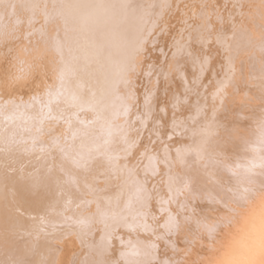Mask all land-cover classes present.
<instances>
[{"label":"bare ground","instance_id":"6f19581e","mask_svg":"<svg viewBox=\"0 0 264 264\" xmlns=\"http://www.w3.org/2000/svg\"><path fill=\"white\" fill-rule=\"evenodd\" d=\"M24 1L11 0V2L1 1L2 3H0V51L9 46L13 52L12 69L6 76L8 79L3 83L1 80L6 79L0 78V233L2 234L0 236V264H56L59 261L57 258L55 261L54 249L56 248L53 249L49 241L54 227V219L56 217L68 218L72 214L75 216L80 211H87V207L86 210H83L87 206L83 202V198L87 194L81 198V193L88 192L91 187H100L99 183V186L95 185L97 181L94 178L98 176L97 171L102 165L106 166L108 163L106 159L111 160L113 153L110 150L111 145L119 143L114 142L117 135L126 133L127 136L131 129L136 130L137 134L138 132L144 134L146 143H143L145 146L143 143L137 146V141L141 142V139H131L132 142L136 141L135 145L138 150L140 145L143 146V150L140 148L141 151H139L141 159L147 154L156 156L153 153L155 150L159 154L158 157L162 158L163 156L160 154L164 151L166 153V149L170 148V143H174L176 140L180 142L184 139L185 144L188 145L185 147L181 142L184 147L181 149L177 147L180 151L176 152L179 153L178 156H180L183 165L185 164L189 168L191 163L189 164L188 160L191 161L193 157V162L195 156H198L197 158H202L199 164L200 169H198L208 177L215 179L218 186L223 189L226 182H231L230 180L226 181V176L233 173L232 161L235 158H233L234 154L232 155V148L228 149L223 142L225 141L226 128L230 122L222 116L231 111L232 107L230 108L229 104L224 106V100L230 98L239 89L237 77L221 79L220 75L224 73L223 71L213 77V63L210 58L211 62L208 67L207 55L204 52L200 55L193 54L191 53L192 49L188 50V48L187 51H182L181 55L177 57L175 66L170 68L169 71L174 69L173 72L156 77L151 73L155 67V62L152 60L153 45L157 42L159 29L164 26V11L170 8V0L167 2L164 0H65L63 6L58 4L59 2L55 3V0H44L46 5L43 6L38 0H30L25 2L28 3L26 4L28 8H25ZM235 2H238L235 7L240 16L244 4L242 0H235ZM200 13L198 15L202 16ZM204 16L206 17L205 14ZM231 17L233 16L231 15ZM199 19L198 21L193 20L200 23L195 26V36L190 45L192 42H197L198 39L205 44L210 38L209 34H211L212 28L210 22L207 18L201 17V21L203 19L206 20L205 22H201ZM165 21L168 20L165 18ZM188 23L190 24V22ZM161 33L163 34L162 31ZM167 33L169 34V31ZM247 35L239 33L234 38V48L239 53L243 52L247 44L244 40L245 37H248ZM166 38L168 37L164 39ZM237 61L240 63L242 61L243 65V62H247V58L241 55L236 59L231 58L230 63L234 66L233 63ZM213 79H216L218 85L211 83ZM196 80L199 85H196ZM166 85L172 86L171 94L168 93ZM221 103L222 106L219 105ZM236 108L238 110L235 111L244 109L239 106ZM261 113L263 116L264 111ZM193 116L198 119L193 120ZM259 118L264 117L259 116ZM238 121L236 122L240 123ZM236 122L234 123L237 124ZM238 126L235 125V127ZM243 126L246 131L247 128L250 130L248 125ZM243 132L242 129L234 131L235 139H231L237 141L236 146L232 145L235 143L233 140V143H230L234 146L233 149L240 153V158L250 153L249 145L254 142L253 131H251L253 138L246 136L245 139L243 138L245 135H240ZM226 133L230 134L229 128ZM130 134L132 135L131 131ZM122 138L124 136H121L120 139ZM131 147L128 148L131 149ZM173 147L175 150L177 149L175 146ZM125 149L123 148L124 151ZM153 149L155 150L153 151ZM211 152H216L218 156L214 159L210 158ZM114 153L118 154L116 151ZM167 155L170 156H164L170 160L172 154ZM147 157H144V163L148 162ZM118 160L120 159L118 158ZM159 161L155 160L156 163ZM170 161L174 162V157L173 161ZM186 161L190 166L186 164ZM194 162L192 165L196 163ZM141 163L143 162H136V168L133 166V170L137 169L142 173ZM161 164L159 163L160 166L164 163ZM195 166L197 167V165ZM145 167L147 168V166ZM167 167H163L166 168L165 171L172 168V173L174 170L177 173L179 165L177 164L175 168L169 164ZM193 167L194 165L191 166V169L195 171ZM45 168H48L49 171ZM114 168L112 170L111 167L110 169L106 168V171L114 173L113 183L120 184L123 182V175H119L118 171L120 170ZM161 169L162 167L160 174ZM125 170L123 169V173ZM103 171L105 172V170ZM167 171L161 174L162 179L164 176L169 178ZM95 172L96 176L94 177ZM144 172L147 170L145 169ZM169 172L171 173V171ZM145 174L147 176V173ZM182 174L181 172L178 175L183 176L185 173ZM138 175L143 178L142 174L138 173ZM138 175L136 174L134 177ZM150 176H152L151 173ZM195 176L197 177L196 174ZM173 177H170L171 180ZM161 178L154 185L155 187L160 186ZM109 179L106 180L108 185ZM148 179L146 180L148 181ZM194 179L191 181L197 183L198 187L195 185L194 187H197L198 190L191 196L189 193V199L182 198L184 194L182 197L179 193L177 196L171 195L164 187L172 197L173 205L168 208H170L169 212L173 214H171V219L168 217L169 221L163 223L153 219L159 212L163 215V210L161 212L157 207L163 208L164 206L158 204L156 207V203H159L164 195L163 197L162 194L158 195L156 202L151 200L152 193L148 195L150 199L146 197L147 194L141 193L139 207L131 208L130 211L123 214L124 216L119 221L117 219V222L115 221L102 233H99V230L97 235H95L96 233L87 235L85 239L80 236L85 240V249L84 252L83 250L80 252L81 254L74 256V259L72 258L71 264H145L146 257H149L147 252L151 249L159 251L157 257L155 256L159 263H163L168 258L169 261L170 258L179 259L181 252L174 251L173 245L180 250L185 236L195 230V224L206 221L203 216L204 208L216 207L217 202H220L218 201V191L221 188L217 186V183H215L216 187L209 188L204 185V176L202 180L201 177L200 180L196 178L197 181ZM121 180L122 182H120ZM165 180H162V184ZM90 182H93L95 186L92 183L88 184ZM108 185V189H112ZM179 185L181 184L177 186ZM121 187H124L123 184L120 185ZM138 187L137 189L140 188ZM118 188L117 186L115 189L118 190ZM148 188L146 189L148 192L149 190L152 192L158 190L157 188L155 190ZM122 191L120 192L123 193L124 191ZM175 192L177 193V191ZM100 193L97 194L98 197H100ZM107 193L115 195L117 191L116 193L113 191ZM222 193L221 195H223ZM224 194L226 195V193ZM96 199L102 200L99 203L103 204L104 202L107 206V199L102 197ZM164 201L166 202V198ZM153 202L155 203L153 204ZM95 203L97 204V202ZM161 203L163 204V202ZM97 208L100 209L99 206ZM121 209L119 208V210ZM95 211H93V215L96 213ZM86 213H81L78 218ZM99 213H97L99 216L96 218L94 216L92 220L97 217L101 219L102 216ZM210 220L209 222H213ZM110 222L112 223V221ZM82 228L80 226V231L83 230ZM60 235L62 236L58 233V236ZM120 238H122V242ZM84 240L79 242L82 241L84 245ZM54 242L56 241L54 240ZM121 253L124 255L121 256ZM154 253L156 252L154 251Z\"/></svg>","mask_w":264,"mask_h":264},{"label":"rangeland","instance_id":"374dc122","mask_svg":"<svg viewBox=\"0 0 264 264\" xmlns=\"http://www.w3.org/2000/svg\"><path fill=\"white\" fill-rule=\"evenodd\" d=\"M1 1L2 2H6V3L8 1L11 2V0H5V1L4 0H0V3H2ZM14 1H20V0H14ZM26 1L28 2L30 0H25L24 1L25 8H28V6L26 5L28 3H25ZM38 1H40L41 6H43L45 4V1L44 0H38ZM164 1L167 2V0H164ZM203 1L204 0H170V2H171V4L169 5L170 8L169 9H165L166 11H164V23L167 22V24H164L163 23V25L165 27L164 26H161L162 28L159 29L160 32H159V34L157 36L158 37L157 42H156V44L153 45L154 46V49L152 51V53H153L152 54L153 55L152 60H153V62H155V67L152 69L151 73L154 75V77H156V76H160L162 74H166V73L169 74V73L173 72L174 69H172V71H169L170 68H172L173 65L175 66L177 57H179V55H181L182 51H184V50H186L188 48V50L189 49H192L191 50L192 51L191 53H193V54L200 55V54H202V52H204L207 55L206 62L208 61V64H207L208 67H209L211 61L213 63V66H212V69L214 70L213 71V73H214L213 74V77H216L221 71L224 72V73H222L220 75L221 79L229 78V77H237V80L239 81V86H238L239 89L232 96H230V98H227V99L224 100V106H226L227 104H229V107L230 108L232 107L231 108V111H228L226 114H224L222 116V118L228 119V122H230L228 124V127L226 128V131H225L226 136H225V139H224L225 141H223V142H225L224 145L227 146L228 149L229 148H232L231 149V151H233L232 155L234 154L233 155V158H235L232 161V165L234 166L233 173L235 174V176H233L234 175L233 173L227 175L226 176L227 177L226 178V181H229L230 180L231 182L230 183L229 182H226V185L224 186L225 188L222 189V187L218 186L219 184L217 183V181L215 179H213L211 177H208L206 174L203 173V171L199 170L200 169L199 168V164H200V161L202 160V158L199 159V158H197L198 156H195L196 159L194 158V161L196 163L193 161L195 163V164H193L194 165L193 168H195V171H193L191 169V166H193L192 165V163H193L192 162L193 157L191 158V161L188 160L189 161V164L191 163L190 164L191 166L188 165V161H186V164L188 166H190L189 168L187 166H185V164L183 165V162L180 159V156H178L179 153L177 154L176 152L178 151V148L177 147H179L181 149L182 147H184V146L186 147L188 145V144H185V140L184 139L182 141H180V142L179 141L177 142V140H176V142L178 144L176 142L170 143V148L171 149L168 148L169 150L166 149V153L164 151V153L160 154V156H163L162 158H159L158 157L159 154L156 152L157 150L153 149V151L155 150L153 153H155L156 156L154 154H149V155L147 154V155H145L144 157H147L148 156L147 157L148 160L145 159L148 162L144 163V157H143V159H141L140 158L141 155H140V152H139V151L143 150V146L140 145L139 150H138V147H137L139 144L145 142L143 132H138V134H137V132H135L136 130L131 129L130 131H131L132 135L130 134V131L127 134V136L129 138L126 136V133H121L120 135L118 134L120 136V138H121V136H124L125 139L124 138L120 139L119 136L117 135L116 140L118 139L119 141L118 140L117 141L115 140L114 142H117V143L119 142L118 143L119 146H118V144L117 145L114 144L113 146L111 145L110 150L113 152L112 153V156H111V160L106 159V161L108 160L107 161L108 163L106 164V166L102 165L100 167L99 171H97L98 172V176H96V172L93 175L94 177L95 176L97 177V179H96V177L94 178L97 181V184H96L95 183L96 181L94 180L95 181L94 182L95 185L97 186L98 183H99L100 187H96V188H94V187L92 188L91 187L92 189L91 188L90 189L92 191L89 189L88 192L86 191L87 193L86 192L81 193L82 194L81 195V198H83V195H85V194L90 195V197L92 195V197H93V198L91 197V200H90V197H87V195H85V197L83 198V200H84L83 202H85V204L87 205V206L84 207L83 210H86L87 208L89 210L87 209V211H83V212L80 211L79 213H77L75 215L76 217L72 214V215L68 216V218H62V217H58L57 218L56 217L55 219H57V221H55V219H54V222H53L54 227H53V229L51 231V234H50L51 236H50L49 241H50V244L53 247V249L56 248V249H54L55 250L54 252L56 254L55 261H56V258L59 259V261L56 262V264H60V263L61 264H66V262H68L67 264H71L72 261H73V259H74V256H77V255L81 254L80 252H82V250L84 252V249H85V240L84 239L86 238V236L87 235H94L95 233H96L95 235H97L98 234L97 231H99V230H100L99 233H102L104 230L107 229V227L109 228L110 225H113L114 222L117 219H118L117 221H119L124 216L123 214H125L128 211H130L131 208H133V207L134 208L135 207H139L140 206V203L139 202L141 201V193H143L144 195L147 194L146 197H148V195H151L150 193H152L151 200L153 199V201L154 200L156 201V198L158 197V195L160 196L162 194L161 195L162 197L164 195V197L162 198L163 201L161 200L159 203L156 201L157 202L156 203L157 204L156 207L158 206V204H161L162 206H164L163 208H160L159 206L157 207V208H159L161 210V212L163 210L162 214L164 216L161 215V213L159 212L160 214L157 213V215L153 219L154 220H157L158 222L160 221V222H163V223L166 222V221H169L171 219V216H172L171 214H173L172 212H169L170 211L169 210L170 208H168L170 205H173L172 202H171V198H172L171 195L172 194H175L177 196V194L179 193L180 197H182V195L184 194L185 197L183 195L182 198L189 199V195L190 196H191V194L193 195L196 192V190H198V188H197L198 185H196L197 183L191 181V179H194L196 177L195 174L197 175L196 178L198 180H200L199 179L200 177H201V180H202L203 179V176H204L203 182H204L205 187L214 188L213 186L216 187L215 183H217V186L221 188L219 191L222 190L223 193L218 191V201H220V202H217V206L216 207L209 208L210 207L209 206V207H205L204 208L206 211L204 210L203 216H204V218H206L205 219L206 221L205 222L202 221V223L195 224V226H196L195 227V230L185 236V238L188 237V239H190L192 242L189 243V244L188 243H185V238H184L182 244L180 245V247H181L180 250H179V252H181L180 255H179L180 258L179 259H176V258L171 259L170 258V261H169V258H168L167 261H169V262L172 261L173 262L175 260L174 262H178V264H190V262H191V260L193 258H195V257H205V256L208 255V251H209V241L208 240H204L201 243V231L203 229H205V228L211 227L212 222H209L210 217H211V220L212 221L216 220L215 218L219 217L224 212L225 206L232 200V198H233L232 195H234V193L236 192V190L239 189L245 183L246 177H245V174H244L243 169H244V167L247 164H249L250 157L252 156V153L249 151L250 152L249 154L248 153L245 154L247 157L246 156H241V158L243 160H239V159H241L240 158V155H239L240 153L237 150H234L233 149L234 146H232V145H235L236 142H237L236 140H234L235 139L234 138L235 136L233 135V132L236 131L237 129H242V131H244V132L242 134H240V135H245V136H243L244 139L246 138V136H248L250 138V137L253 136L252 134H254L253 137H254V140H255V133H252L251 134V131L254 132L255 124L261 119V118H259V116L260 117H264V113H263V116H262V113H261L262 111H264V90H262V89H264V39L258 40V39H253V37H252V33L254 31L255 32H264V9L261 8V6L259 4V0H242V2L244 4V7L242 8V13H240V16H239V14L236 11V7H235L238 2H235V0H209V1L208 0H205L204 1L205 4L203 3ZM236 1H238V0H236ZM55 3L61 4L63 6L64 3H65V0H55ZM200 3H202V4H200ZM58 6H60V5H58ZM199 12H201L200 14L202 16L198 15ZM204 14L206 15V17L204 16ZM231 15L233 17H231ZM190 17H192V18H190ZM201 17L202 18H205V19L207 18V20L210 22V26L212 27L211 28V34H209V37L210 38H208V42L206 41L205 44H203V42H201V40L198 39L197 42H194V43L192 42V45H190L192 38L195 36V30H196L195 29V26H197L200 23V22H194L193 20L195 19V20L198 21V19H199L201 21ZM237 17H239V18H237ZM165 18L168 21H165ZM187 18H188V20H187ZM189 20H191V21H189ZM205 21L206 20H203L202 19L201 22H205ZM188 22H190V24ZM161 31L163 32V34L161 33ZM168 31H169V34L167 33ZM239 33H246V34H248L247 35L248 37H245L244 38V40H245V42L247 44L244 47L243 52L241 51L240 53L234 48L235 44L233 43L234 42V38H236ZM164 36L165 37H168V38L164 39L165 38ZM5 45H6V43H5ZM11 52H12V49L9 46L5 47L4 50L0 51V62H1L0 63L1 64L0 65V76H1L0 78L1 79H4V78L6 79V80H1V81H3V83L5 81H7L8 78L6 76H8L9 71L12 69V67H11V61H12V54H13V52L12 53ZM241 55H244L247 58V62L246 63L243 62V65L244 66L242 65V61L243 60L241 61V63L238 62V61L237 62H234L233 63L234 66H232L231 63H230L231 58L232 59H236V57L239 58ZM209 58H210L211 61L209 60ZM212 63H211V65H212ZM5 65H6V67H5ZM226 70H227V72H226ZM225 72H226V74H225ZM198 83L199 82H197V80H196V85ZM211 83L217 84L216 79H213L211 81ZM166 87H168V91H169L168 93L171 94L172 91H173L172 86L171 85H169V86L166 85ZM224 90L226 91L225 88H224ZM195 92H197V91H195ZM239 92L241 93L240 95L237 94ZM165 97H166V95H165ZM219 105L222 106V103L219 104ZM238 106H239V108L240 107H243L244 109L242 111H235V110H238L236 108ZM258 114H259V116H258ZM245 115H248V116H245ZM195 119H198V117L197 118H194V116H193V120H195ZM237 120H239L238 122H240V123H237L236 122ZM234 122H236L238 125H241V126H238ZM242 123H244L243 125H245V124H246V126L248 125L247 127H249L250 130H248V128H247V131H246V128L242 125ZM235 125L238 126V127H235ZM98 126L99 125L97 124V127ZM228 128H229L230 134L229 133H226L228 131ZM129 135H131V136H129ZM240 135H238V136H240ZM142 136H143V138H142ZM227 136L228 137L231 136V137L228 138ZM223 138H224V136H223ZM231 138H234V139H231ZM131 139H136V140L137 139H141L142 141L141 142L137 141L138 142V144H137V143H135L136 142L135 140H134V142H132ZM226 139L230 140L231 142H228ZM232 140L235 142L234 144H232L233 143ZM126 142H128V143H126ZM181 142L184 143V146H183V144ZM135 144H137V146ZM122 145H126L127 148L132 146L131 147L132 150L136 149V150L133 151L135 153L131 152L132 150L130 148H128V149L126 148L125 149L126 146L123 147ZM133 145H135L136 147L133 146ZM115 146H118L119 148L118 147H115ZM120 146H121V148H120ZM144 146H145V144H144ZM173 146H175L177 149L175 150V148ZM112 147H114V148H112ZM123 148L125 149V151L123 150ZM140 148H142V149L140 150ZM120 149H122V150H120ZM180 149H179V151H180ZM114 151H116L118 153V154H116L117 156L115 155ZM123 151H124V153H123ZM138 152H139V154H138ZM169 152L172 154L171 155L172 158H170V160L173 161V157H174V162H171L169 159L166 158V156L167 157L170 156V155H167V154H170ZM121 153H123L124 155L121 154ZM236 153L239 156L235 155ZM176 154H177V156H176ZM210 154H212V155H210ZM210 154H209V157L210 158H213V159L218 156V154L216 152H211ZM130 155H131V157H130ZM164 155H166V156H164ZM117 157L120 160H118ZM155 157H158V158H155ZM164 158H165V160L163 161ZM175 158H177V159H175ZM245 158L246 159L248 158V159L246 160ZM154 159L156 161L157 160H160V161L158 163H156ZM161 159H162V161H161ZM112 160H113V162H112ZM115 160H116V162H115ZM128 161H130V162H128ZM139 161H141V162L144 163V164L141 163V167L140 168H142V169L138 168V169L142 170V173H140V171L137 170V169H135L136 171L133 170V168H134L133 166H135L136 162H139ZM176 161H177V164L179 165V168H178V170L180 169L179 172L180 173L182 172L183 174L184 173L185 174L184 175L182 174L183 176H180V175H178V174H180L178 172V170H177V173H176V170H174L173 171L174 175H173L172 170H171L172 168H170V169H168V171L166 170L168 172V177L169 178H167L166 176H164V178L165 179H168V180H165L164 178L162 179L161 178L162 177L161 174L163 172L164 173L166 172L165 169L168 168L167 166L169 164L173 165L176 168V165H177L176 164ZM33 162L36 163V161H33ZM111 162H112V165H111ZM179 162H180V164H179ZM153 163H154V166L155 167L153 166ZM159 163H162V164L164 163V164L163 165L161 164L162 166H160ZM33 165H30V166H33ZM109 165L111 167V170L114 167H115L114 169L120 170V171H118V173H119V175H121V174L123 175V176L121 175L123 177V182H122V180L120 181L122 183H120V184L117 183L118 185L116 183H113L114 179H113L112 176L114 175V173L111 174V173H109V171H106V168H109L110 169ZM195 165H197V167ZM145 166H147V168ZM152 167H154L155 169L152 168ZM159 167L160 168L162 167L161 174H160V168ZM163 167H166V168L164 169ZM184 167H187V168L185 169ZM125 168H127V170H125ZM135 168H136V166H135ZM144 168L147 170V172H144L145 171ZM45 169L48 170V168H45ZM123 169L125 170V172H124V173H126L125 175L123 173ZM103 170H105V172ZM186 170H190V171H186ZM1 171H2V169H1ZM169 171H171V173ZM227 171H229V170L227 169ZM101 172H102V177H101ZM143 172H144V175H143ZM148 172H149V177H148ZM186 172H187V174H186ZM138 173L140 175L142 174V177L143 178H141V176H139ZM145 173H147V176H146ZM150 173L152 174V176H150ZM136 174L138 175L137 176L138 178L137 177H134V175L136 176ZM202 174H203V176H201ZM155 175H158L157 176L158 178L157 177H153ZM170 175L172 177L174 176L172 178L173 180H171V178H170L171 176ZM191 176H192V178H191ZM150 178H151V180H150ZM154 178H157V179H154ZM160 178L162 180H165L163 182L164 185L162 184V180H161V182L159 183L160 186H158V188H157L154 185H156V183H158V180ZM180 178L182 179V181H180L181 180ZM196 178L194 179L195 181H197ZM237 178H239V179H237ZM107 179H109V185L106 183V180ZM131 179L132 180L134 179V180L132 181ZM146 179H148V181ZM255 179H257L258 181H261L262 179H264V176H257ZM176 180H178L179 182L176 181ZM188 180H189V182H188ZM145 182H146V184L144 185ZM166 182H167V184H166ZM172 182L174 183V185L172 184ZM91 183L93 185V182H90L88 184H91ZM100 183H103V184H100ZM175 183H176V186H175ZM182 183H184V184L182 185ZM122 184H123L124 187H121L120 188V185L122 186ZM178 184H181V185L177 186ZM95 185H93V186H95ZM107 185L108 186H111L109 188H112V189L114 188V189L113 190L112 189H108ZM112 185H113V187H112ZM128 185H129V187H128ZM132 185L135 186V187H133ZM152 185H153V187H152ZM194 185L197 186L196 187L197 189L194 187ZM117 186L119 187L118 190H116L117 189ZM226 186H228V187H226ZM137 187L139 189H137ZM148 187H150V188H148ZM164 187L166 188V190H168V193L170 192L169 194H171V195H169L167 193V191L165 190ZM175 187H178V188H175ZM125 188H126V190H125ZM132 188H134L135 190H133ZM147 188L148 189H151L152 188L153 190H155L157 188L159 190V193H158V190L153 191V192H152V190H149V192H148V190L146 191ZM159 188L161 190L163 189L162 192H164V193H162ZM172 188H173V190H172ZM191 188H192V190H191ZM235 188H236V190H235ZM122 189H123V191L124 190L125 191L123 192ZM225 190H226V192H225ZM109 191L110 192L113 191L115 193L117 191V194H115V195H113V193L108 194L107 192H109ZM120 191H122L123 193H121ZM175 191H177V193ZM92 192H93V194H92ZM99 192H101L100 193V197H98V195H97ZM173 192H175V193H173ZM104 193H107V194H104ZM221 193L223 195H221ZM224 193H226L227 196ZM95 195H97L96 198L100 199L102 197L105 200L108 198V195H109V198L106 201V204H107V206L109 208L105 205L104 202H103V204L102 203L100 204L99 201L102 202V200H97L96 198H94ZM122 195H123V197H122ZM139 195H140V198H139ZM153 195H154V198H153ZM86 197L88 198V200H87ZM113 197L116 198V199H114ZM112 198H113V201H112ZM165 198H166V202L164 201ZM92 199H95V200H92ZM109 199H110V201H109ZM95 202H97V204ZM161 202H163V204ZM108 203H109V205H108ZM154 203L155 202H153V204ZM211 203H213V202H211ZM164 204L165 205L167 204L166 205L167 207ZM97 206H99L100 209L97 208ZM90 208H91V210H90ZM113 208L116 209V210H114ZM119 208H122V209L119 210ZM126 208H128V209H126ZM95 209H96V211H95ZM90 211H91V213H90ZM93 211L96 212V213H94V215H93ZM100 211H101V213H99ZM118 211H119V213H118ZM86 212H88V213H86ZM81 213H86V214H84L82 216H79V218H78V215H80ZM97 213H99L100 216H102L101 219H100V217L99 218L97 217V219L92 220L94 218V216H95V218H96V216H99V215H97ZM116 214H118V215H116ZM207 214H208L209 217L207 216ZM85 215H86V219H85ZM88 215H90V216L87 219V216ZM111 215H113V216H111ZM162 216H163V218H162ZM111 217L114 218V219L112 220ZM168 217H170V219ZM74 218H77V219L75 220ZM63 219H64V221H63ZM86 220H88V221L86 222ZM96 220L98 221V223H96L97 222ZM93 221H95V222H93ZM110 221H112V223ZM64 222H65V224H64ZM104 222H105V224H103ZM86 224H87V226H86ZM92 224L95 225V226H93ZM80 226L83 227L82 228L83 229L82 231H80L81 230L80 229ZM67 228H71V229H67ZM57 230H58V232H57ZM77 231L78 232L80 231V232L78 233ZM89 232L91 234H88ZM58 233L59 234H62V236L61 235H60L61 237L58 236ZM69 233H70V235H69ZM192 233H194V234H192ZM77 234H78V236H77ZM1 235L2 234L0 233V236ZM190 235L192 236V238H191ZM80 236H82L84 239H81L82 237L80 238ZM55 237H56V239H54ZM54 240L56 242H54ZM80 240H82V241L84 240V245H83V242L82 241L79 242ZM82 245L84 246L83 249H82V247H83ZM189 250H193V256L192 257H189L188 261H185L184 254H185V252H187ZM154 251L156 253H154ZM57 252H59V253L57 254ZM158 252H157V250H153V251H152V249L149 250L147 252L149 257H146L147 254L145 255V257H146V263L145 264H149V263L150 264H153L155 261L156 262L154 264H164V262L166 260L163 261V263L162 262H160V263L157 262L158 260L156 259V257L158 255ZM60 260L61 261L64 260V262H61ZM69 260H70V263H69Z\"/></svg>","mask_w":264,"mask_h":264},{"label":"clouds","instance_id":"9594fccd","mask_svg":"<svg viewBox=\"0 0 264 264\" xmlns=\"http://www.w3.org/2000/svg\"><path fill=\"white\" fill-rule=\"evenodd\" d=\"M264 9V0H259ZM253 39H264V32H253ZM255 140L249 145L250 162L243 171L245 183L237 189L224 212L201 231V243L209 241L208 255L195 257L190 264H264V118L254 128ZM193 250L185 252L188 261Z\"/></svg>","mask_w":264,"mask_h":264},{"label":"snow or ice","instance_id":"6c2138e0","mask_svg":"<svg viewBox=\"0 0 264 264\" xmlns=\"http://www.w3.org/2000/svg\"><path fill=\"white\" fill-rule=\"evenodd\" d=\"M262 90H264V89H262ZM260 183H261L262 185H264V179H262V180L260 181ZM236 191H238V190H236ZM234 194H235V193H234ZM120 239H121V242H122V238H120ZM191 242H192V241H191L190 239H188L187 237L185 238V243H188V244H189V243H191ZM110 243H111V242H110V240H109V245H110ZM173 250H174V251H177V252L179 251V249L176 248L174 245H173ZM120 255L123 256L124 254L121 253ZM164 264H178V262H169V261L166 260V261L164 262Z\"/></svg>","mask_w":264,"mask_h":264}]
</instances>
